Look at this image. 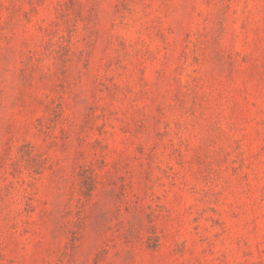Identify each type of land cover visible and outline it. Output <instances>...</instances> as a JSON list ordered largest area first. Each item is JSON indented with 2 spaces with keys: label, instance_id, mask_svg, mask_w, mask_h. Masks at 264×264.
<instances>
[{
  "label": "rangeland",
  "instance_id": "374dc122",
  "mask_svg": "<svg viewBox=\"0 0 264 264\" xmlns=\"http://www.w3.org/2000/svg\"><path fill=\"white\" fill-rule=\"evenodd\" d=\"M0 264H264V0H0Z\"/></svg>",
  "mask_w": 264,
  "mask_h": 264
}]
</instances>
